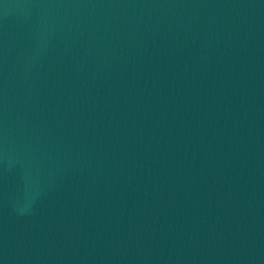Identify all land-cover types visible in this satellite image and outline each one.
<instances>
[{
	"label": "water",
	"instance_id": "water-1",
	"mask_svg": "<svg viewBox=\"0 0 264 264\" xmlns=\"http://www.w3.org/2000/svg\"><path fill=\"white\" fill-rule=\"evenodd\" d=\"M0 264H264V0H0Z\"/></svg>",
	"mask_w": 264,
	"mask_h": 264
}]
</instances>
